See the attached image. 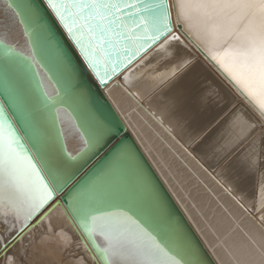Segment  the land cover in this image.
Wrapping results in <instances>:
<instances>
[{"label":"snow or ice","instance_id":"snow-or-ice-1","mask_svg":"<svg viewBox=\"0 0 264 264\" xmlns=\"http://www.w3.org/2000/svg\"><path fill=\"white\" fill-rule=\"evenodd\" d=\"M5 3L0 226L11 239L0 234V253L37 218L42 223L64 206L95 264H211L147 165L118 139L119 122L110 113L83 118L89 74L100 87L118 76L135 91L133 78L149 82L141 101L170 130L184 133L210 166L223 169L228 190L241 201L240 185L259 169L246 210L264 224V0H42L54 19L37 0ZM182 36L203 45L239 99L216 83L185 82L197 62L185 54L191 50ZM207 110L215 115L206 123ZM104 153L103 168L80 178Z\"/></svg>","mask_w":264,"mask_h":264},{"label":"bare ground","instance_id":"bare-ground-1","mask_svg":"<svg viewBox=\"0 0 264 264\" xmlns=\"http://www.w3.org/2000/svg\"><path fill=\"white\" fill-rule=\"evenodd\" d=\"M5 8V0H0V12ZM173 28H178L175 18ZM182 38L191 50L185 54L193 55L197 62L195 73L185 82L193 86L216 83L231 97L239 99V93L219 66L210 60L211 54L203 45L199 47L209 58L193 49L191 42L198 45L194 37ZM133 83L139 91L125 86L119 76L109 82L103 92L215 263L264 264V224L246 210L257 187L260 170L240 185L245 197L241 201L236 193L228 190L221 175L223 169L214 164L210 166L211 162L188 147L184 133L170 130L168 123H161V118L154 115L150 102L141 101L140 92L148 91L149 82L133 78ZM214 115L212 110L205 111V122L211 121ZM225 175L230 176V173ZM0 234L6 241L11 239L3 226H0ZM89 248L66 208L60 206L52 209L42 223L37 218L34 226L10 246L7 254L0 253V264H8V256L13 257L12 264H95Z\"/></svg>","mask_w":264,"mask_h":264},{"label":"water","instance_id":"water-1","mask_svg":"<svg viewBox=\"0 0 264 264\" xmlns=\"http://www.w3.org/2000/svg\"><path fill=\"white\" fill-rule=\"evenodd\" d=\"M37 2L40 3V6H41V8H43L45 14L50 19H54V17L52 16L50 10L47 8V5L43 4L42 0H37ZM56 32H57L58 37L62 41H64L66 44L69 43L67 41L66 34H65V32H64L62 27L57 25L56 26ZM191 44L193 45V49L195 51H197L200 55H202L204 58H209V56H207L205 54V52L199 46H197L196 43L191 42ZM73 55L77 58V62H80L79 61V53L76 52L75 50H73ZM121 75H123V73H121ZM88 78H89V81L91 82V92H90V95H89L87 106H86V108H85V110L83 112V118L87 119L88 115L90 113L92 115H95V116H100L101 114H103L105 116H108L109 113H110L111 115H110L109 118L114 117L115 120L119 122V124H120V126L122 128V132H121V135H120V137L118 139H123V142L126 145H128L131 149H133L134 153L138 154V158L142 159L144 164L147 165V168L150 170V172H151L152 176L154 177L155 181L160 185L161 190L167 196L168 200L173 205V207H175V209L177 210L179 216L182 218V220H183L184 224L186 225V227L191 231L193 237L200 244L202 249L208 254L209 259L211 261V264H216L214 259L211 257V255L209 254V252L205 248V246L202 243L201 239L199 238V236L197 235V233L195 232L193 227L190 225V223L188 222L187 218L185 217V215L183 214V212L181 211V209L179 208V206L177 205V203L175 202V200L173 199V197L171 196V194L167 190V188L164 185V183L162 182L161 178L158 176L157 172L155 171V169L153 168V166L151 165L149 160L146 158V156L142 152L141 148L139 147V145L137 144V142L135 141L133 136L127 131V127H126L125 123L123 122V120L121 119L120 115L115 110L114 106L112 105V103L109 101V99L107 98V96L103 92V88L104 87H100L98 85V83L95 82L94 77H92L90 74L88 75ZM113 143H115V142H113ZM104 155H107V153H104L99 159L95 160L91 165H89L88 168L84 172L81 173L80 178H83L84 175L87 174V172L92 171V169L93 168H97V166H99V168H103L104 164L107 163V161H104ZM99 168H97V170H99ZM58 197H59L58 200H60L61 203L63 204L62 197L61 196H58ZM71 218H72V216H71Z\"/></svg>","mask_w":264,"mask_h":264}]
</instances>
